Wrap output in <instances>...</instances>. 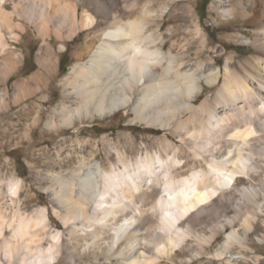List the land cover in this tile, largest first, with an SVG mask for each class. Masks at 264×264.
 Masks as SVG:
<instances>
[{
	"label": "bare ground",
	"instance_id": "bare-ground-1",
	"mask_svg": "<svg viewBox=\"0 0 264 264\" xmlns=\"http://www.w3.org/2000/svg\"><path fill=\"white\" fill-rule=\"evenodd\" d=\"M153 6L152 0H0V82L16 69L20 55L10 51L6 33L17 39L21 19L44 39L88 30L78 54L89 58L64 81L70 103L55 107L47 126L108 119L130 103L132 122L169 130L148 142L125 130L116 140L103 136L101 159L95 140L58 144L35 177L63 227L52 224L47 207L25 214L16 203L23 181L12 176L11 216L0 207V264H184L206 254L212 263L250 247L253 235L264 238V0L221 6L224 16L253 25L247 38L255 51L234 61L227 56L224 70L216 67L205 83L222 77V85L198 104L204 66L187 68L192 39L178 37L177 24L165 50ZM202 34L196 22L194 57L205 51ZM50 56L42 43L39 65L46 67ZM228 228L229 244L211 251Z\"/></svg>",
	"mask_w": 264,
	"mask_h": 264
},
{
	"label": "rangeland",
	"instance_id": "rangeland-1",
	"mask_svg": "<svg viewBox=\"0 0 264 264\" xmlns=\"http://www.w3.org/2000/svg\"><path fill=\"white\" fill-rule=\"evenodd\" d=\"M152 1L154 2L153 12L157 13L159 17L156 20L159 25L158 33L166 41L165 50H168L173 42L170 31L177 24H180L181 27L178 37H191L192 58L187 62V68L198 72L197 67L204 66V71H202L204 72L202 74L204 89L198 97L197 104L206 97L211 100L222 85L223 78L221 77V80L213 85H206V79L210 77L216 67L224 70L227 56L233 55L234 61L254 53L255 49L247 38L254 31L253 25L241 17L234 18L222 14L221 6L223 4L227 6L233 0H210L205 16L201 14L202 0ZM7 9H13L11 3H8ZM16 18L19 17L16 16ZM21 21L25 30H17L20 35L19 39L12 38L6 33L10 51L20 55L16 69L6 82H0V95L6 101V105L0 107V207L7 216H11L13 207L7 182L14 176L23 181L20 199L16 202L21 206L22 211L24 210L23 212L26 214L32 213L33 209L40 208V206L47 207L53 221L52 224L63 227L62 221L53 211L48 192L40 186L35 177V171L40 169V171H44L49 160L47 156L54 153L53 150L55 151L58 144L64 142L65 147L70 148L72 140L80 136L95 140L99 145L98 159H101L105 156L106 147V143L101 140L103 136L116 140L120 132L125 130L127 133L131 131L130 134L137 142H148L169 130L159 128L155 124L132 122L130 103L121 107V111H117L118 113L116 112L114 116H109V121L108 119L95 118L77 122L72 127L51 128L47 126V121L54 116V108L59 107L62 101L70 103L63 91L64 81L77 62L87 61L89 58L87 54H78V49L86 43L85 37L88 30H81L73 39L60 40L54 33L44 39L34 25L25 19H21ZM196 22L202 27V36L206 42L203 56L199 58L194 57L199 40L192 38ZM42 43L49 46L52 55L46 67L39 65L37 59ZM61 44L64 45L63 49H60ZM61 60L62 64L60 65ZM3 65V61L0 60V69L3 68ZM36 73L41 74L39 79L34 78ZM19 82H24V84L20 83L19 86ZM168 135L173 138L170 133ZM95 164L96 161L92 163V166ZM119 221L121 222V220ZM5 231L9 232L8 229ZM230 231L231 228H228L221 234L211 246V251L214 252L218 246L223 244H229L227 236ZM109 233L112 234L113 230H109ZM248 243L251 246L247 249H231L224 258L212 259V263L208 262L212 258L211 254L205 255L206 261L195 258L182 263L264 264V238L253 235ZM233 259L236 260V263L233 262Z\"/></svg>",
	"mask_w": 264,
	"mask_h": 264
},
{
	"label": "trees",
	"instance_id": "trees-1",
	"mask_svg": "<svg viewBox=\"0 0 264 264\" xmlns=\"http://www.w3.org/2000/svg\"><path fill=\"white\" fill-rule=\"evenodd\" d=\"M209 1L210 0H202L201 1V14L203 15V16H205L206 15V12H207V5L209 4ZM62 64V60H61V62H60V65Z\"/></svg>",
	"mask_w": 264,
	"mask_h": 264
}]
</instances>
